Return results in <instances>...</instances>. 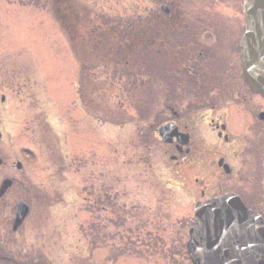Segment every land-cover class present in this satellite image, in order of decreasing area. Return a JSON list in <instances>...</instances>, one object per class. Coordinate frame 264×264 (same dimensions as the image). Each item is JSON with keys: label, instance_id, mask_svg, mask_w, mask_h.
<instances>
[{"label": "rangeland", "instance_id": "rangeland-1", "mask_svg": "<svg viewBox=\"0 0 264 264\" xmlns=\"http://www.w3.org/2000/svg\"><path fill=\"white\" fill-rule=\"evenodd\" d=\"M185 15L210 20L229 41L243 22L242 0H0V91L7 94L0 183L14 182L0 227L11 228L18 202L29 208L8 243L14 256L40 254L46 264H191L185 198L166 188L165 176L158 175L164 183L155 177L168 157L157 137L139 144L135 117L146 109L144 121L156 128L174 121L167 112L159 118L167 100L179 101L171 106L177 114L185 110ZM158 18L168 22L149 31ZM138 25L134 33L130 26ZM259 155L262 171L264 144ZM249 179L246 204L264 214V201L251 199L262 195L264 177L259 186ZM89 225L93 256L83 245Z\"/></svg>", "mask_w": 264, "mask_h": 264}, {"label": "flooded vegetation", "instance_id": "flooded-vegetation-1", "mask_svg": "<svg viewBox=\"0 0 264 264\" xmlns=\"http://www.w3.org/2000/svg\"><path fill=\"white\" fill-rule=\"evenodd\" d=\"M188 6L185 2V8ZM192 18L185 15V110L177 114L171 106L178 105L179 101L167 100L159 118H164L167 112L174 121H166L156 128L144 121L147 116L146 109L135 117L139 118L141 129L139 144L144 137L146 146L158 137L159 127L174 124L176 135H170L168 144L161 142L165 148L164 156L168 158L162 166L155 169L154 174L157 179L160 177L158 175L165 176L166 188L175 190L185 198L188 213L182 219L190 221L193 226V213L191 215L188 209L190 203L195 206L224 196H235L246 208L255 211L246 204L242 186L244 187L246 178H250L254 186H259V181L264 177V170L261 171L262 166L258 161L264 144V99L251 91L243 79L240 40L244 34V22L235 25L237 28L231 30L229 41H221L217 35L220 34L218 26L210 20ZM163 22L168 20L154 19L148 27L149 31ZM99 37L102 36L96 34L93 38L103 41ZM221 53L226 57L221 56ZM115 54L119 59L124 57L122 50ZM228 56H231L232 61ZM110 61L107 63L108 68L112 65ZM232 62L234 68H230ZM126 64L129 68L128 61ZM238 72L241 82H238ZM254 98H257L259 105L255 104ZM6 102L7 94L2 90L0 107ZM256 107L260 109L257 110ZM16 169L21 170L22 167ZM160 180L164 183L163 178ZM4 182L0 183V190ZM13 186L12 181L11 186L0 196V208H7L11 204L9 192ZM251 199L264 201V189L262 195H251ZM255 212L264 220V214L257 210ZM13 223L14 218L10 222L11 228L0 227V264H46L42 258H38L41 257L40 254L18 253L14 256L10 252L8 243L18 234L20 228L13 230ZM191 227H187V239ZM92 228L90 225L87 228V242L83 244L92 252L91 256L98 247L93 242ZM186 244L187 240L185 248ZM185 258L189 261L186 253Z\"/></svg>", "mask_w": 264, "mask_h": 264}, {"label": "water", "instance_id": "water-1", "mask_svg": "<svg viewBox=\"0 0 264 264\" xmlns=\"http://www.w3.org/2000/svg\"><path fill=\"white\" fill-rule=\"evenodd\" d=\"M162 11L167 13L166 7ZM245 33L240 41V59L245 83L264 98V0H243ZM175 129L163 127L165 143ZM4 182L0 196L10 187ZM195 226L189 231L187 251L192 264H264V222L234 197H224L195 207ZM28 214L19 203L13 230Z\"/></svg>", "mask_w": 264, "mask_h": 264}, {"label": "trees", "instance_id": "trees-1", "mask_svg": "<svg viewBox=\"0 0 264 264\" xmlns=\"http://www.w3.org/2000/svg\"><path fill=\"white\" fill-rule=\"evenodd\" d=\"M131 28H132V31H135L134 33H137V31L140 29V28H142L140 25H138V28L136 29L135 28V26H130ZM127 28H129V27H126L125 28V30H127ZM124 32H122V34H123ZM132 35H135V34H132ZM68 38V37H67ZM69 40V39H68ZM70 42V41H69ZM72 44V42H70V45ZM89 67V69H90V66H88ZM92 69V68H91ZM117 76V75H116ZM143 139V143L146 141L144 138H142Z\"/></svg>", "mask_w": 264, "mask_h": 264}]
</instances>
